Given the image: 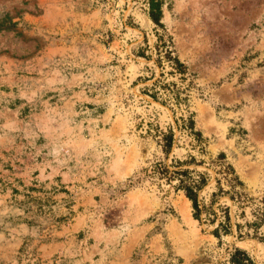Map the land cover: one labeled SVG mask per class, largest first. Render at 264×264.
Returning <instances> with one entry per match:
<instances>
[{"label":"rangeland","instance_id":"rangeland-1","mask_svg":"<svg viewBox=\"0 0 264 264\" xmlns=\"http://www.w3.org/2000/svg\"><path fill=\"white\" fill-rule=\"evenodd\" d=\"M160 2L0 0V264H264V0Z\"/></svg>","mask_w":264,"mask_h":264},{"label":"trees","instance_id":"trees-1","mask_svg":"<svg viewBox=\"0 0 264 264\" xmlns=\"http://www.w3.org/2000/svg\"><path fill=\"white\" fill-rule=\"evenodd\" d=\"M150 18L154 22L155 25L159 27H163L162 24V9H161V2L160 0H151L150 3ZM166 59L168 62L173 64L177 69L181 70L182 72L185 69V66L181 64V62L175 58H171L172 54L167 53L166 54ZM190 129L191 131L194 130V123L192 121H189L187 124V129ZM163 150L165 154H169L173 143H174V132L172 130L166 134L163 135ZM159 169H157L156 173L160 177L167 178L168 182L173 181L174 177L179 176L182 178H188L189 176V171L184 170V171H170V169L167 166L164 165H159ZM229 171L233 173V170L229 168ZM171 175V176H170ZM199 181H194L191 180V183L186 182L185 180L181 179L180 184L176 187L177 190H181L185 193L186 198L192 203L193 209L195 211V219L200 220V214L204 211L201 210V205L199 203V193L202 191V189L207 185V179L204 176L199 177ZM235 183L237 185H242L241 182L237 178H234ZM229 219V218H228ZM220 227L214 231V234L219 237L220 234ZM231 263L232 264H254L252 261L251 257L244 251L242 250H235V252L232 255L231 258Z\"/></svg>","mask_w":264,"mask_h":264},{"label":"bare ground","instance_id":"bare-ground-1","mask_svg":"<svg viewBox=\"0 0 264 264\" xmlns=\"http://www.w3.org/2000/svg\"><path fill=\"white\" fill-rule=\"evenodd\" d=\"M185 202V201H184ZM186 205L187 206H190V202L189 201H187L186 202ZM181 206V205H180ZM182 207L181 209V212H182V214L184 215V217L186 218V219H188V217H187V210L189 209V207Z\"/></svg>","mask_w":264,"mask_h":264}]
</instances>
